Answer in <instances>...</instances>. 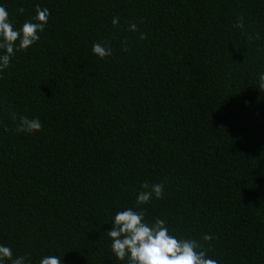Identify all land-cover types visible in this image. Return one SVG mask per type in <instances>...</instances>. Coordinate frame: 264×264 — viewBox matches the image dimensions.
I'll return each mask as SVG.
<instances>
[{"label": "trees", "instance_id": "obj_1", "mask_svg": "<svg viewBox=\"0 0 264 264\" xmlns=\"http://www.w3.org/2000/svg\"><path fill=\"white\" fill-rule=\"evenodd\" d=\"M37 4L39 41L0 73V245L25 264H127L106 233L162 182L147 221L214 236L218 264H264V0H0L17 30ZM12 111L41 130L16 132Z\"/></svg>", "mask_w": 264, "mask_h": 264}, {"label": "clouds", "instance_id": "obj_2", "mask_svg": "<svg viewBox=\"0 0 264 264\" xmlns=\"http://www.w3.org/2000/svg\"><path fill=\"white\" fill-rule=\"evenodd\" d=\"M23 14L25 9H17ZM36 15L25 21L20 29H15L5 7L0 6V73L4 72L11 62V58L18 51H26L30 46L39 41V33L43 32L50 16L47 8L35 6ZM114 27L119 26V17L112 20ZM237 28L244 29L243 16L238 17ZM128 31L138 32L137 24L130 23ZM247 40L260 39L259 32L254 35L246 34ZM141 40L146 39V34L140 33ZM124 51H128V41H124ZM92 52L103 59L111 56L113 50L110 42L94 43ZM2 78V77H0ZM259 89H264V73L259 74ZM13 121H18L16 132L32 134L41 130L39 119L19 115L15 111L10 113ZM7 130V129H6ZM164 195V184H150L144 182L136 197V209L128 208L115 214L112 228L106 234L111 238V251L120 261L127 264H218L215 259L208 258L209 244L215 238L204 235L201 243L195 239H177L169 233L166 221L156 218L149 222L145 218V209L142 205L149 204L153 198L159 200ZM25 257L14 258L10 247L0 245V264L8 260L10 264H25ZM39 264H62L61 259L55 255L43 257Z\"/></svg>", "mask_w": 264, "mask_h": 264}]
</instances>
